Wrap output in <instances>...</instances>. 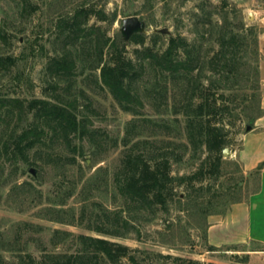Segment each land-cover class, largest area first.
Here are the masks:
<instances>
[{
    "label": "rangeland",
    "instance_id": "1",
    "mask_svg": "<svg viewBox=\"0 0 264 264\" xmlns=\"http://www.w3.org/2000/svg\"><path fill=\"white\" fill-rule=\"evenodd\" d=\"M83 5L105 16L102 20L99 14L91 16L75 45L74 40L66 44L59 32L60 20ZM250 13L254 19H249ZM130 16L145 23L144 30L136 33L161 36L157 49L166 48L170 36L182 35L202 49V57L218 49L217 35L225 22L228 30L236 31L241 23L254 29L258 44L251 41L243 53L245 65L238 82L230 79L212 85V92L218 96L224 91L234 113L243 115L231 128L225 147L229 152H223L219 176L210 178L208 171L195 176L207 152L188 139L187 110L192 109L186 106L182 89L174 90L166 74L147 66L139 83L141 100L128 108L102 82L101 69L94 67L100 48L96 50L94 44L91 48V42L104 32L111 37L119 33L129 41L122 25ZM263 16L264 0H0V57L16 60L15 66H0V97L60 102L96 132L93 141L85 139L86 154L76 165L45 159L41 167L0 158V264H18L22 256L29 263L27 253L40 258L44 253L75 252L82 247L79 235L129 246L136 260L126 257L118 264H184L179 258L201 264H264V252L254 250L264 246L217 248L207 235L212 216L227 213L259 188L258 174L245 169L240 152L259 141L264 130L258 125L260 117L252 122L246 117L257 114L258 105L264 110L259 43ZM162 29L168 32L163 34ZM64 47L73 52L76 67L56 76L50 63ZM136 47L128 44L125 54L133 57ZM204 75L211 82L213 73L207 70ZM6 111L1 125L10 120L14 128L23 125L19 111ZM51 137L45 136L50 148L44 145L43 151H58L59 142ZM1 139L0 135V145ZM153 143L182 155L173 164V174L193 177L187 180L188 187L178 188L179 196L168 212L148 211L127 201L117 186L123 156L129 150L147 151ZM196 177L202 178L206 190H199Z\"/></svg>",
    "mask_w": 264,
    "mask_h": 264
},
{
    "label": "trees",
    "instance_id": "2",
    "mask_svg": "<svg viewBox=\"0 0 264 264\" xmlns=\"http://www.w3.org/2000/svg\"><path fill=\"white\" fill-rule=\"evenodd\" d=\"M98 14L101 20L105 16L103 11H98L91 5H83L72 16L62 18L58 28L60 36H65L64 43L74 40L72 43L75 45L88 20ZM227 28L226 22L221 25L216 41L218 49L206 57H202L201 48L191 45L182 35L170 36L164 49L156 47L161 38L157 33L151 36L134 33L129 41H125L119 33L111 37L104 32L96 41L91 42V48L93 44L96 50L97 47L100 48L94 67L101 69L102 82L123 107L128 108L130 104L140 102L139 83L143 80V70L147 66L166 74L167 81L174 90L182 89L188 102L186 106L192 109L187 110V137L193 145L202 147L207 152L195 176H202L207 171L210 178L219 176L222 155L230 143L231 128L243 116L234 113L224 91L218 96L216 92H212V85L230 79L238 82L242 75L241 67L245 65L243 53L247 51L251 41L258 44V38L254 29L246 27L244 23L236 31ZM148 40L153 42L148 43ZM128 44L138 46L133 50V57L125 54ZM105 56L108 57L107 60ZM76 61L73 52L65 49L52 59L51 72L56 76L67 75L76 67ZM15 65L13 56L0 57V66ZM207 70L213 73L209 76L211 82L204 75ZM256 108L257 114H246L250 122L264 114L261 105ZM5 110L7 113L19 111L23 116V125L20 127H12L11 120L5 127L0 122V158L6 157L13 164L22 162L42 167V163H46L43 160L47 159L64 162L65 165H76L78 159L86 154L85 139L91 142L96 135L95 130L89 128L88 121L79 118L68 106L51 99L0 97V119L4 117ZM233 117L236 120H232ZM49 134L52 135L51 140L59 142L58 151H43L45 136ZM46 146L50 148V145ZM167 147L169 146L153 143L147 151L129 150L123 156L117 186L127 201L148 211L168 212L171 203L179 196L178 188L188 187L187 180L191 181L193 177L173 174V164L182 160V155H175L173 150L172 153L167 152ZM65 149L73 154H65ZM263 168L264 161L254 172L260 177ZM198 180L201 183L199 190H206L202 185V178ZM101 232L108 233L104 230ZM78 239L82 247L75 252L44 253L40 258L27 253L29 263L22 256L18 264H118L126 257L136 260L131 254L132 249L119 242L88 235H79ZM179 260L184 264H201L192 259Z\"/></svg>",
    "mask_w": 264,
    "mask_h": 264
},
{
    "label": "crops",
    "instance_id": "3",
    "mask_svg": "<svg viewBox=\"0 0 264 264\" xmlns=\"http://www.w3.org/2000/svg\"><path fill=\"white\" fill-rule=\"evenodd\" d=\"M259 37L261 50V75L264 80V16ZM264 107V96H263ZM259 126L264 127V115L259 118ZM259 141L248 144L240 152L245 169L255 170L264 161V130ZM209 243L217 248L245 247L251 243L264 246V168L259 177V188L247 200L234 203L227 213L211 217L207 231ZM264 252V248L254 249Z\"/></svg>",
    "mask_w": 264,
    "mask_h": 264
},
{
    "label": "water",
    "instance_id": "4",
    "mask_svg": "<svg viewBox=\"0 0 264 264\" xmlns=\"http://www.w3.org/2000/svg\"><path fill=\"white\" fill-rule=\"evenodd\" d=\"M249 19H254L253 13H250ZM145 28V23L137 16H130L123 19L122 31L127 39H129L134 33L142 31ZM163 34L168 32L167 29L160 30ZM248 129H251V126H248ZM229 152L228 148L224 149V155H227Z\"/></svg>",
    "mask_w": 264,
    "mask_h": 264
}]
</instances>
